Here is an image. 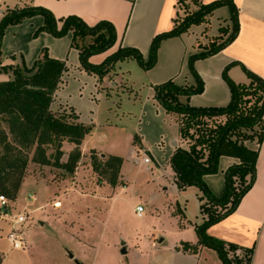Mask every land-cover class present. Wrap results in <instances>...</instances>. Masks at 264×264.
Listing matches in <instances>:
<instances>
[{
    "label": "trees",
    "instance_id": "1",
    "mask_svg": "<svg viewBox=\"0 0 264 264\" xmlns=\"http://www.w3.org/2000/svg\"><path fill=\"white\" fill-rule=\"evenodd\" d=\"M187 1L195 4L196 8L186 10L180 16L179 5L186 9ZM176 5L173 26L152 38L146 58L137 48L124 46L118 47L100 63H92L89 61L91 55L107 50L116 41L114 25L104 19L88 25L74 14L56 18L49 9L40 5H26L4 12L0 18V55L5 28L40 15L43 23L34 34L45 31L54 37H61L70 32L71 45L78 49L80 66L86 72L102 77L116 61L127 58L134 59L142 69L148 70L157 61L162 40L179 36L191 25L205 22L216 8L226 6L230 23L223 27V31L227 36L220 42L210 40L207 47L203 45L200 51L187 58L194 82L179 85L169 78L155 84L153 89L154 99L164 110L177 115L180 143L169 158L174 182L179 189L196 186L201 192L199 210L203 220L194 226L198 240L196 244L182 242V250L196 252L199 245L206 246L216 251L222 264H250L252 247H241L212 237L206 229L231 214L254 183L258 146L264 135V79L241 63L232 62L222 71V78L230 90V100L225 106L194 107L182 102L180 96L189 97L203 89V81L193 62L217 53L237 35L238 10L232 0H213L209 3L176 0ZM233 64L241 67L247 78L245 82H235L229 77L227 71ZM65 70V61L50 57L46 49H42L30 67L24 63L0 65V71L12 74L10 79L0 81V194L10 200L16 198L30 163L57 168L61 177L66 178L74 173L80 159V146L91 126L78 121L73 112H58L50 107ZM253 140L257 143L256 148L246 145V141ZM64 142L72 145L67 153L62 148ZM222 155L235 157L238 161L224 170L223 192L215 196L203 176L218 171V160ZM92 164L109 184H116L122 164L120 157L108 155L100 166L95 155L92 156Z\"/></svg>",
    "mask_w": 264,
    "mask_h": 264
},
{
    "label": "crops",
    "instance_id": "2",
    "mask_svg": "<svg viewBox=\"0 0 264 264\" xmlns=\"http://www.w3.org/2000/svg\"><path fill=\"white\" fill-rule=\"evenodd\" d=\"M211 1L213 0H201L202 3ZM232 1L238 10L237 35L217 53L193 62L195 71L203 81V89L202 92L189 97H179L182 102H187L190 106L217 107L225 106L229 102L230 90L222 78V71L232 62L241 63L264 79V0ZM26 5L46 7L56 18L74 14L88 25L103 19L110 21L115 28L116 41L107 50L89 57V61L95 64L103 61L118 47L124 46L137 48L146 58L152 38L173 26L177 12L176 0H0V18L6 10ZM223 9H226V15H220L221 19L217 20V23L221 21L222 24L229 25V11L226 6L218 7L212 13L218 10L225 11ZM42 23V17L34 15L23 19L20 23L8 25L2 36L0 65L15 66L24 63L30 67L40 56L42 49H46L50 57L63 60L66 64V70L53 95L51 109L58 112H73L78 121L91 126L90 132L85 135L81 143L82 153L96 150L101 155L120 157L121 146L116 143L118 142L116 139L112 138L109 146L103 147L102 143L107 135L99 131L100 119L107 126L115 127L118 124L124 126L123 123L126 122L123 121H131L133 123L128 124V127L125 126L122 134L124 140L129 142L127 151L140 155L138 162L145 165L146 169H150L149 164L152 161L156 163L168 161L175 147L180 143L177 115L167 113L154 99L153 86L169 78L179 85L192 84L194 78L188 66L183 82H178L176 79L179 78L183 65L186 66L188 56L200 51L201 45L203 46L206 40L201 41L195 35L193 41L187 42L182 38L185 33L183 32L179 36L161 41L157 51V61L152 68L144 70L134 59L127 58L116 61L109 71L100 77L86 72L80 66L78 49L71 45L70 32L61 37H54L45 31L35 35V30ZM205 25L206 23L203 22L196 26L204 31ZM133 62L141 69L138 82L130 73L129 65H133L131 64ZM227 73L235 82L247 80L237 64L231 65ZM11 77L10 71H0V81ZM142 87L146 88V93L139 95ZM126 91L132 96H127V101L133 105V108L134 103L137 104L134 111L126 109L123 105L125 97L122 100L120 95ZM106 99L108 102L104 104L102 101ZM103 108L106 114L101 113ZM153 128L156 134L151 135ZM245 143L252 148L248 141ZM68 144L66 148L70 150L72 145ZM145 154L150 158L147 164L142 162V156ZM237 161L235 157L222 155L218 160V171L203 176L204 182L215 196H220L223 192L224 170ZM197 191L199 210L201 192L198 188ZM180 212L182 218L184 214L181 209ZM200 215L201 221L193 224V230L194 226L203 220V215L201 213ZM1 223L0 221V230ZM182 227H185L184 223ZM206 233L241 247H252L250 264H264V135L258 146L253 185L242 196L236 209L210 225ZM197 240L195 233V237L191 240L174 243L172 253L182 260L183 264H218L217 261L222 264L216 251L206 246L199 245L196 252L182 250V242L196 244Z\"/></svg>",
    "mask_w": 264,
    "mask_h": 264
},
{
    "label": "rangeland",
    "instance_id": "3",
    "mask_svg": "<svg viewBox=\"0 0 264 264\" xmlns=\"http://www.w3.org/2000/svg\"><path fill=\"white\" fill-rule=\"evenodd\" d=\"M179 7L180 16L196 8L190 1H187L186 9L183 5ZM223 10L207 17L206 30L190 26L182 38L191 42L197 35L201 41L206 40V47L212 39L223 40L227 36L223 31L225 24L217 23L220 15H226V9ZM131 64L130 73L138 82L141 69L136 63ZM186 69L187 64L183 65L176 81L183 82ZM145 91L142 87L139 95H144ZM120 96L122 100L125 97L123 105L126 109L134 111L137 108L136 103L133 108L127 101V96L132 97L129 92ZM103 110L101 113L106 114ZM123 122V127L120 124L107 126L100 119L99 131L107 135L103 147H108L112 138L121 146L122 164L115 185L109 184L94 170L92 156L96 155L100 166L108 157L96 150L81 152L74 173L66 178L61 177L57 168L31 163L27 166L14 200L20 205L22 197L33 192L38 208L24 230L26 243L21 249L9 248L5 239L7 226L1 221V264H76V261L81 264H183L172 250L174 243L195 237L193 224L201 221L197 188L179 189L173 181L174 171L169 160L152 161L150 169L138 162L140 155L127 151L129 142L122 135L123 128L133 122ZM154 134L153 128L151 135ZM248 143L252 148L257 147L255 140ZM68 145V142L63 143L65 153L69 151ZM136 204L144 208L141 217L133 212ZM178 206L184 214L182 218ZM122 246L125 253L120 252Z\"/></svg>",
    "mask_w": 264,
    "mask_h": 264
},
{
    "label": "built area",
    "instance_id": "4",
    "mask_svg": "<svg viewBox=\"0 0 264 264\" xmlns=\"http://www.w3.org/2000/svg\"><path fill=\"white\" fill-rule=\"evenodd\" d=\"M142 162L144 164L149 163V156L143 155ZM36 201L37 197L33 192L26 193L22 197L20 205H17L15 200H10L5 195L0 194V221H3L7 226L5 239L9 248L21 249L25 246L24 230L30 224L33 212L38 208L35 206ZM55 204H59V202ZM143 210L141 204H137L133 208L137 217L142 216Z\"/></svg>",
    "mask_w": 264,
    "mask_h": 264
},
{
    "label": "water",
    "instance_id": "5",
    "mask_svg": "<svg viewBox=\"0 0 264 264\" xmlns=\"http://www.w3.org/2000/svg\"><path fill=\"white\" fill-rule=\"evenodd\" d=\"M122 244H123V243H122ZM125 251H126V250H125V247L122 246L120 252H121V253H125ZM69 256H70V257H73V255H72L70 252H69ZM76 264H81V263H79V262L76 261Z\"/></svg>",
    "mask_w": 264,
    "mask_h": 264
}]
</instances>
